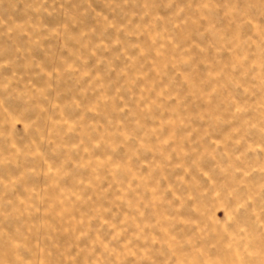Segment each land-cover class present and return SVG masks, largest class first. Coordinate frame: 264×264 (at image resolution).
Segmentation results:
<instances>
[{
  "label": "rangeland",
  "instance_id": "1",
  "mask_svg": "<svg viewBox=\"0 0 264 264\" xmlns=\"http://www.w3.org/2000/svg\"><path fill=\"white\" fill-rule=\"evenodd\" d=\"M0 264H264V0H0Z\"/></svg>",
  "mask_w": 264,
  "mask_h": 264
}]
</instances>
